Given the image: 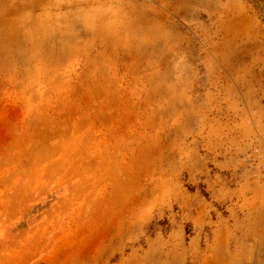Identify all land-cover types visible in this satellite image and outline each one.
Here are the masks:
<instances>
[{
  "label": "rangeland",
  "instance_id": "rangeland-1",
  "mask_svg": "<svg viewBox=\"0 0 264 264\" xmlns=\"http://www.w3.org/2000/svg\"><path fill=\"white\" fill-rule=\"evenodd\" d=\"M263 8L0 0V264H264Z\"/></svg>",
  "mask_w": 264,
  "mask_h": 264
},
{
  "label": "trees",
  "instance_id": "trees-1",
  "mask_svg": "<svg viewBox=\"0 0 264 264\" xmlns=\"http://www.w3.org/2000/svg\"><path fill=\"white\" fill-rule=\"evenodd\" d=\"M256 3V2H255ZM264 9V8H263ZM262 11H264V10H262Z\"/></svg>",
  "mask_w": 264,
  "mask_h": 264
}]
</instances>
